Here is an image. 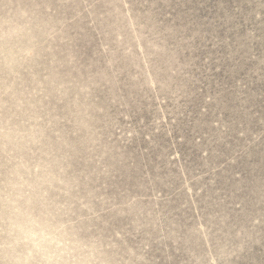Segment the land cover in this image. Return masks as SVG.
<instances>
[{
  "label": "rangeland",
  "instance_id": "1",
  "mask_svg": "<svg viewBox=\"0 0 264 264\" xmlns=\"http://www.w3.org/2000/svg\"><path fill=\"white\" fill-rule=\"evenodd\" d=\"M0 264H264V0H0Z\"/></svg>",
  "mask_w": 264,
  "mask_h": 264
}]
</instances>
